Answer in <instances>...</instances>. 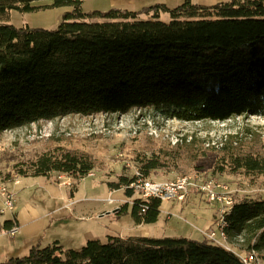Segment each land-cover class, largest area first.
Listing matches in <instances>:
<instances>
[{"label":"trees","instance_id":"1","mask_svg":"<svg viewBox=\"0 0 264 264\" xmlns=\"http://www.w3.org/2000/svg\"><path fill=\"white\" fill-rule=\"evenodd\" d=\"M38 1L52 4L34 5ZM83 3L0 0V135L68 116L132 110L184 122L264 116V0H231L213 6L187 1L172 10L156 4L138 12L113 8L89 13L83 11ZM56 8L70 11L55 29L11 24L13 12ZM152 12L169 13L171 22L138 20ZM162 167L152 159L141 172L149 177ZM228 167L234 172L262 174L264 156L231 154L221 171ZM94 168L88 155L58 148L30 161L19 173L28 178L48 177L53 172L85 178ZM154 211L149 212L152 216L148 215L147 224L156 222ZM13 224L6 221L4 230L11 231ZM224 230L259 236L256 249H260L264 244V201L237 203L225 217ZM1 264L241 261L235 253L206 241L108 237L106 243L89 240L80 251L67 250L58 241L48 247L37 245L28 256Z\"/></svg>","mask_w":264,"mask_h":264},{"label":"rangeland","instance_id":"2","mask_svg":"<svg viewBox=\"0 0 264 264\" xmlns=\"http://www.w3.org/2000/svg\"><path fill=\"white\" fill-rule=\"evenodd\" d=\"M187 1L213 6L231 0H84L83 11L120 8L138 12L156 4H165L172 10ZM51 4L52 1L34 3L41 7ZM56 9L55 16L70 11ZM41 12H13L11 24L35 28V24L47 21L46 14L38 15ZM156 14H143L138 20L171 22L169 13ZM58 148L88 155L94 170L85 178L57 172L28 178L19 173L30 161ZM248 153L264 156V116L184 122L152 111L132 110L126 114L68 116L7 131L0 135V189L6 188L15 204L12 211H7L0 202L4 210L0 211V264L28 256L37 245L48 247L58 241L67 250L80 251L87 241L106 243L108 237L206 241L240 257L256 251L257 264H264V244L256 249L259 236L244 231L221 235L218 228L222 204L192 189L182 201L152 202L149 212L155 209L157 220L147 224L148 215H152H142L140 195L123 181L130 184L142 173V166L153 159L163 165L150 173L148 178L154 181L202 176L227 186L234 205L246 199L262 200L264 173L234 172L229 167L221 171L231 154ZM8 220L18 227L17 234L4 230ZM213 231L217 232L215 240L210 239Z\"/></svg>","mask_w":264,"mask_h":264},{"label":"built area","instance_id":"3","mask_svg":"<svg viewBox=\"0 0 264 264\" xmlns=\"http://www.w3.org/2000/svg\"><path fill=\"white\" fill-rule=\"evenodd\" d=\"M128 189L133 190L140 195V211L142 215H146L151 209V202L153 200H159L160 202L169 200L182 201L185 195L191 192L192 189H196L201 194L205 195L211 202H217L222 204V217L218 230L225 227V217L230 214V207L235 206L232 202L230 190L227 186L221 185L213 179L202 178V176L193 177H177L169 181H154L148 177H145L142 173L130 182L127 186ZM264 201V195L263 199ZM4 203V210L12 211L14 208V197L6 192V188L0 189V202ZM4 210H1L3 213ZM18 232V227H14L11 230V234L15 235ZM217 232L210 234V239L215 240ZM238 256V255H237ZM243 264H256L253 258L249 257V254L245 257L238 256Z\"/></svg>","mask_w":264,"mask_h":264},{"label":"crops","instance_id":"4","mask_svg":"<svg viewBox=\"0 0 264 264\" xmlns=\"http://www.w3.org/2000/svg\"><path fill=\"white\" fill-rule=\"evenodd\" d=\"M57 10L58 9H49V10L42 11L41 13H38V15L46 14L47 16H45V17H47V21L44 23L35 24L37 26L35 28H48V29L57 28L59 26L60 22L62 21L61 19L63 18V15H64V13L63 14L61 13L58 16H55L54 14L56 13ZM35 14H37V13H35ZM11 18H12V15H11ZM17 220L19 222V227L21 228V217H20L19 213H18V219Z\"/></svg>","mask_w":264,"mask_h":264},{"label":"bare ground","instance_id":"5","mask_svg":"<svg viewBox=\"0 0 264 264\" xmlns=\"http://www.w3.org/2000/svg\"><path fill=\"white\" fill-rule=\"evenodd\" d=\"M196 177H199V176H196ZM233 208H234V206H231L230 207V213H231V211L233 210ZM225 227H223V228H221V235H224L225 233ZM249 257L250 258H253V260H254V263H258L259 261H258V257H257V253H256V251H252V252H250V254H249ZM239 258V257H238ZM241 264H243V263H241Z\"/></svg>","mask_w":264,"mask_h":264}]
</instances>
